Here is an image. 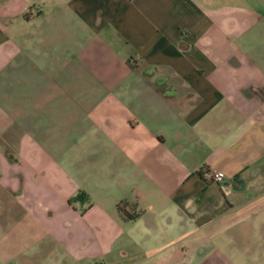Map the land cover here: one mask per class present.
Here are the masks:
<instances>
[{"label":"crops","instance_id":"obj_1","mask_svg":"<svg viewBox=\"0 0 264 264\" xmlns=\"http://www.w3.org/2000/svg\"><path fill=\"white\" fill-rule=\"evenodd\" d=\"M261 209L264 0H0V264H224Z\"/></svg>","mask_w":264,"mask_h":264},{"label":"rangeland","instance_id":"obj_2","mask_svg":"<svg viewBox=\"0 0 264 264\" xmlns=\"http://www.w3.org/2000/svg\"><path fill=\"white\" fill-rule=\"evenodd\" d=\"M262 211V209L259 210L257 216L245 221L247 232L244 230L243 224L232 228V230L242 228L241 230H244L245 233L235 235L236 233L231 230L229 234L222 235L221 238L229 240V243L222 245L223 250L220 253V259L224 264H264V214L260 213ZM136 251L132 249L128 253L137 255Z\"/></svg>","mask_w":264,"mask_h":264},{"label":"built area","instance_id":"obj_3","mask_svg":"<svg viewBox=\"0 0 264 264\" xmlns=\"http://www.w3.org/2000/svg\"><path fill=\"white\" fill-rule=\"evenodd\" d=\"M199 173L202 176V178L209 180V181H214V183L222 182L223 177H224V174L222 173V171L201 169V171H199Z\"/></svg>","mask_w":264,"mask_h":264},{"label":"trees","instance_id":"obj_4","mask_svg":"<svg viewBox=\"0 0 264 264\" xmlns=\"http://www.w3.org/2000/svg\"><path fill=\"white\" fill-rule=\"evenodd\" d=\"M128 217H131V216H128Z\"/></svg>","mask_w":264,"mask_h":264}]
</instances>
